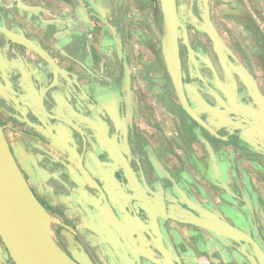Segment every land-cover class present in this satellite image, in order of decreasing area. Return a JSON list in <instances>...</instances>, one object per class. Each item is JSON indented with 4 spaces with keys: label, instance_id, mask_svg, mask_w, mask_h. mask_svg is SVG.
<instances>
[{
    "label": "flooded vegetation",
    "instance_id": "flooded-vegetation-1",
    "mask_svg": "<svg viewBox=\"0 0 264 264\" xmlns=\"http://www.w3.org/2000/svg\"><path fill=\"white\" fill-rule=\"evenodd\" d=\"M10 1L0 126L60 249L264 264V0H69L63 41ZM0 264H14L1 240Z\"/></svg>",
    "mask_w": 264,
    "mask_h": 264
},
{
    "label": "water",
    "instance_id": "water-1",
    "mask_svg": "<svg viewBox=\"0 0 264 264\" xmlns=\"http://www.w3.org/2000/svg\"><path fill=\"white\" fill-rule=\"evenodd\" d=\"M168 5L172 0H160ZM51 217L29 189L0 126V240L14 264H77L56 244Z\"/></svg>",
    "mask_w": 264,
    "mask_h": 264
},
{
    "label": "crops",
    "instance_id": "crops-1",
    "mask_svg": "<svg viewBox=\"0 0 264 264\" xmlns=\"http://www.w3.org/2000/svg\"><path fill=\"white\" fill-rule=\"evenodd\" d=\"M6 4L9 3L10 0H4ZM69 0H24L23 2L19 1V7H24L25 12L23 15L26 16V19L29 22H37V26H40L42 34L46 37L52 38L54 37L56 40L59 39L63 41V39H68V35L70 33H74L76 31V17H79V13L75 12L71 17L68 16L64 5L68 3ZM96 1L97 5L100 8H105L107 6V1L106 0H94ZM11 3V1H10ZM255 9H257V15L261 19L264 20V5L261 6L258 4H255ZM21 15V13H20ZM89 16V15H88ZM20 20L23 21V19ZM47 23V24H46ZM50 23V24H48ZM44 24H46L44 26ZM38 29V27H35ZM21 31L29 32V33H34V31H31L29 27L24 25L22 28L19 27ZM263 33H264V27H261ZM245 34L247 33L246 31L244 32ZM244 34V35H245ZM247 34L246 36H248ZM58 41V40H57ZM249 44H253L252 38L247 37L246 40ZM49 48H56L57 46H52L48 44ZM254 46V45H253ZM67 49V45L64 44L62 47Z\"/></svg>",
    "mask_w": 264,
    "mask_h": 264
}]
</instances>
